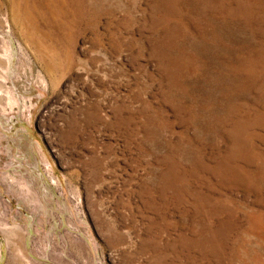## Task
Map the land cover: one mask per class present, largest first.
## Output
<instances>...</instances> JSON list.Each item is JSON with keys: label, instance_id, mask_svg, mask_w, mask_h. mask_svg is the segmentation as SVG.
<instances>
[{"label": "rangeland", "instance_id": "374dc122", "mask_svg": "<svg viewBox=\"0 0 264 264\" xmlns=\"http://www.w3.org/2000/svg\"><path fill=\"white\" fill-rule=\"evenodd\" d=\"M0 264H264V0H0Z\"/></svg>", "mask_w": 264, "mask_h": 264}]
</instances>
